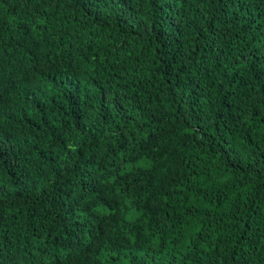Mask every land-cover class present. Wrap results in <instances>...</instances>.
Segmentation results:
<instances>
[{"label": "trees", "instance_id": "1", "mask_svg": "<svg viewBox=\"0 0 264 264\" xmlns=\"http://www.w3.org/2000/svg\"><path fill=\"white\" fill-rule=\"evenodd\" d=\"M0 264H264V0H0Z\"/></svg>", "mask_w": 264, "mask_h": 264}]
</instances>
